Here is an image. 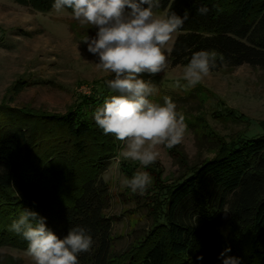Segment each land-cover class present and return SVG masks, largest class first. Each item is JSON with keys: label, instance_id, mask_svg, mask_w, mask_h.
I'll list each match as a JSON object with an SVG mask.
<instances>
[{"label": "trees", "instance_id": "obj_1", "mask_svg": "<svg viewBox=\"0 0 264 264\" xmlns=\"http://www.w3.org/2000/svg\"><path fill=\"white\" fill-rule=\"evenodd\" d=\"M13 1L43 13L54 3ZM201 6L210 9L207 15L198 13ZM185 10L189 19L177 31L172 67L206 50L216 57L211 72L244 65L264 69V0H162L154 12L182 17ZM108 96L94 90L61 115L0 106V247L26 251V241L9 226L29 209L61 238L77 225L89 230L93 247L78 255L79 264H223L220 254L230 248L225 255L232 256L237 245L229 223L247 249L241 264H264V132L221 139L214 157L160 190L141 243L114 252V223L106 215L109 187L102 176L120 142L92 118Z\"/></svg>", "mask_w": 264, "mask_h": 264}, {"label": "rangeland", "instance_id": "obj_2", "mask_svg": "<svg viewBox=\"0 0 264 264\" xmlns=\"http://www.w3.org/2000/svg\"><path fill=\"white\" fill-rule=\"evenodd\" d=\"M155 13L166 16L165 12ZM95 31L90 25L81 26L67 8L60 13L54 9L43 13L13 0H0V106L61 115L80 96L94 90L113 95L106 85L111 74L96 69V57L83 43L85 37L95 36ZM177 34L167 47L172 48ZM166 55L168 66L163 72L153 77L144 75L156 89L149 99L163 105L164 98L169 97L177 105V112L184 115L187 130L181 144L172 149L159 147L154 164L143 167L114 158L102 176L109 187L106 215L114 223L116 254L141 243L152 227L149 212L158 202L160 190L214 157L221 139L251 138L264 132V69L247 65L221 68L195 87L182 88L175 82L183 66L172 67L170 53L166 51ZM122 148L120 142L118 153ZM124 167L129 175L123 172ZM137 171L147 172L152 179L143 196L133 194L122 183ZM229 229L230 240L237 242L232 256L240 258L241 264L247 257L245 243L236 240L233 223H229ZM0 264L33 261L25 250L2 246Z\"/></svg>", "mask_w": 264, "mask_h": 264}, {"label": "clouds", "instance_id": "obj_3", "mask_svg": "<svg viewBox=\"0 0 264 264\" xmlns=\"http://www.w3.org/2000/svg\"><path fill=\"white\" fill-rule=\"evenodd\" d=\"M161 2L54 0L53 3L55 12L69 8L81 26L90 25L96 30L95 36L85 37L83 43L96 57V69L111 74L106 85L114 94L96 107L92 118L104 134L123 144L115 157L117 161L136 162L143 167L156 162L160 146L172 149L181 144L187 130L184 115L177 112V105L169 97L164 98L163 105L149 99L156 89L144 78L145 74L153 77L167 68L166 51H172L167 46L173 34L189 19L188 10L182 17L174 11L166 16L157 15L154 10L161 7ZM197 11L207 15L210 9L201 6ZM215 67L214 53L194 52L183 66L176 86L195 87ZM122 183L133 194L143 196L152 179L147 172L137 171ZM45 219L37 212L23 209L10 224L9 231L26 241V255L33 264H79L78 255L90 252L93 247L89 230L77 225L61 238L47 227ZM230 251L226 248L220 254L223 264H240V258L225 255Z\"/></svg>", "mask_w": 264, "mask_h": 264}]
</instances>
